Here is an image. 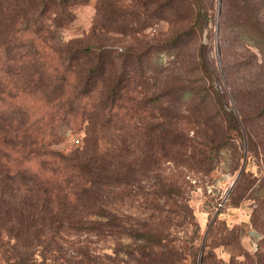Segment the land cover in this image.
<instances>
[{
  "label": "trees",
  "instance_id": "1",
  "mask_svg": "<svg viewBox=\"0 0 264 264\" xmlns=\"http://www.w3.org/2000/svg\"><path fill=\"white\" fill-rule=\"evenodd\" d=\"M90 1L0 0V264H107L80 246L71 261L70 238L84 233L112 238L117 258L124 254L134 264H201L218 223L203 249L191 245L185 261L175 220L182 215L194 238L199 225L189 204L179 203V186L161 184L156 191L173 204L172 215L155 225L117 214L105 200L148 197L142 181L166 158L209 164L210 172L231 131L243 136L241 123L252 145L253 132L264 133V0H220L218 8L217 0H133L131 10L123 0H97L91 35L57 45L72 8ZM160 23L171 25L164 39H143L123 51L109 43L110 31L129 35ZM205 31L212 43L217 38L237 109L223 99L228 94L219 86ZM217 117L224 138L207 137L206 148L179 127L185 119L209 125ZM63 119L84 129L83 155L53 149L49 128ZM244 178L245 171L234 193ZM257 206L264 213V202ZM253 226L262 233L264 216L253 217ZM241 254L242 261L233 255L216 264H264L262 247Z\"/></svg>",
  "mask_w": 264,
  "mask_h": 264
},
{
  "label": "rangeland",
  "instance_id": "2",
  "mask_svg": "<svg viewBox=\"0 0 264 264\" xmlns=\"http://www.w3.org/2000/svg\"><path fill=\"white\" fill-rule=\"evenodd\" d=\"M218 3H220V0H217V8ZM96 4L97 0H91L86 4L73 7V20L59 28L55 36V43L62 45L73 38L90 36L97 10ZM122 5L129 8V10L135 8L133 0H123ZM170 27L171 25L168 23H160L142 32L134 31L132 34L124 35L110 31L107 36L109 37V43L115 50L123 51L129 46H140L143 39H164L169 35ZM208 28L214 29L216 33L217 28L214 24L209 25ZM207 33L208 31L204 33V42L212 45L211 57L215 61L217 72L221 77L219 86L221 89H225L228 94V97L223 99L227 105L229 104L230 108H236V101L231 93V86H229L227 75L223 71L217 38L214 37L212 43ZM131 36H135V38ZM193 45L194 39L188 41L185 51L187 59ZM164 57L167 58V55H164ZM179 76L180 74L176 72L172 74L174 79ZM237 76L242 79L243 73H237ZM255 76H257V72ZM186 102L188 103L189 101ZM251 105L250 103L248 109L253 108ZM214 113L216 111L213 110L210 115H214ZM237 115L239 116L238 112ZM220 118H215L209 125L204 123L199 125L194 120L185 119L180 123L179 127L186 135L193 138L199 147L206 148L207 146L204 142L207 137L224 138L223 130L220 126ZM70 121L69 119H63L50 126L49 133L52 147L66 156L83 155L85 149L84 129L80 128L78 121L75 123L72 121L73 124ZM216 122H218L217 126L215 125ZM239 127L243 136L236 131H231L230 138L227 141L229 143L228 148L226 147L218 153L214 169L210 172H207L206 168H204L208 167L209 164L199 166L183 160L175 161L171 160V158H166L161 160L158 167L149 172L148 178L142 181V185L145 186V190L149 194L148 197L140 192L124 199L108 196L107 200H105L106 205L119 215L129 216L136 221L155 225L160 220V216L172 215L169 214V210L172 209L171 204H173L171 199L167 201L164 197L158 195L156 191L161 184L179 186L183 193L178 200L179 203L189 204L199 225L198 238H194L193 226L188 224L182 215L177 216L175 220L176 224L173 226V230L178 237V245L187 258L185 261H190L192 244H194L195 248L200 247L203 249L209 229L215 222L218 223V232L216 230L209 238V246L206 247L204 254H200L199 263L216 264L220 260L228 262L233 255L242 261L244 260V256L241 254L242 250L251 254H255L260 247L264 250V229L263 232L261 231L262 233H257L253 226V217L262 220L264 216L263 211H261L263 206H257L258 203L264 202V187L260 186L264 180V154L262 152L264 133L260 132L256 135L254 131L252 145L245 131V125L241 123ZM107 142V140H102L100 144H102V147L109 149L110 146ZM249 144L252 145L251 150L249 149ZM201 157L202 153L198 155V158ZM242 168L246 173V178L243 179L238 190L234 193V189L242 174H240ZM248 185L249 187H247ZM123 241L125 243L132 242L128 237H124ZM68 244L67 247L71 248L69 252L72 256L70 257L71 261L75 260L77 262L79 256H77L76 247L80 246L86 247L91 253L100 256L107 264H134L124 254H120L119 258H117L118 256L116 255L118 254H115L113 250L115 242L112 238H102L94 234L88 235L84 233L70 238V243ZM6 248L7 246L4 245V252L5 250L7 251ZM106 254L111 255L112 259L115 258L119 261L115 260L113 262L112 259L105 257ZM0 258L4 261L3 255L1 256L0 254ZM46 264L56 263L47 262Z\"/></svg>",
  "mask_w": 264,
  "mask_h": 264
},
{
  "label": "water",
  "instance_id": "3",
  "mask_svg": "<svg viewBox=\"0 0 264 264\" xmlns=\"http://www.w3.org/2000/svg\"><path fill=\"white\" fill-rule=\"evenodd\" d=\"M242 171H243V168H242V170H241L240 174L242 173ZM239 176H240V175H239Z\"/></svg>",
  "mask_w": 264,
  "mask_h": 264
}]
</instances>
